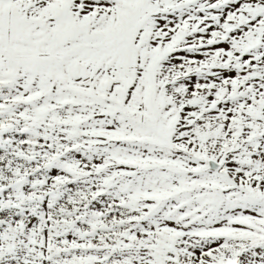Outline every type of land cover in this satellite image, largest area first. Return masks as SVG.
Wrapping results in <instances>:
<instances>
[{
	"label": "snow or ice",
	"instance_id": "6c2138e0",
	"mask_svg": "<svg viewBox=\"0 0 264 264\" xmlns=\"http://www.w3.org/2000/svg\"><path fill=\"white\" fill-rule=\"evenodd\" d=\"M0 264H264V0H0Z\"/></svg>",
	"mask_w": 264,
	"mask_h": 264
}]
</instances>
